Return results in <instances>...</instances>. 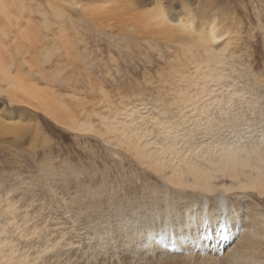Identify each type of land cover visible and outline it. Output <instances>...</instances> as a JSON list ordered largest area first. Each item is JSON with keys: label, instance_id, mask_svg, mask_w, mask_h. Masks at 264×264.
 I'll return each instance as SVG.
<instances>
[{"label": "rangeland", "instance_id": "1", "mask_svg": "<svg viewBox=\"0 0 264 264\" xmlns=\"http://www.w3.org/2000/svg\"><path fill=\"white\" fill-rule=\"evenodd\" d=\"M2 1H12L31 8L33 22L38 27L44 14L47 26H41V33L46 34L48 45L56 33V36H64V41L57 45L59 52L50 57L51 60L47 56L43 64L32 62L36 54L28 44L24 45L23 51H27L25 55L19 52L21 56L14 57L19 63L21 59L28 61L21 71L28 74L38 88L53 90L57 101L69 107V116L75 124L89 122L95 128L94 132L70 131L33 107L12 105L6 98L0 97V121L22 126L17 134L0 133V227L5 222L8 233L0 237H11L9 231H12V226L9 223L13 219L19 221L26 205H31V208L26 209L28 215L29 212H34V215L38 213L42 218L39 216L36 220L43 219L48 228L57 231L63 227L67 234L71 231V235H68L74 242L80 240L79 244L68 248L62 259L70 258L72 254L86 259L85 252L88 251V254L93 251L96 254L105 245L98 234L90 236L88 228L81 230L79 221L103 218L110 220V226L115 228V216L118 213L138 211L155 203L161 205L159 201L154 203L150 199V189L166 187L156 182L155 176L143 167H138L129 154L108 141L104 120L117 118L122 121L125 113L139 104L134 112L131 111L136 116L178 115L174 106L166 108L165 105L171 103L173 97L178 98L177 94L185 87L183 82H188L181 76L193 74L194 65H188L186 57L190 60L191 56L185 53L183 44L153 32L155 28L133 22L129 16H120L118 10L110 12L111 4L100 9L110 12L107 15L100 12L99 15L91 16L87 11L101 5L100 1ZM138 1L146 8L160 5L173 26L179 25L181 20V23L189 22L195 31L208 27L217 33L214 49L224 50L221 58L224 78L218 85H221L224 96L227 86H233L238 92L233 99L234 107L227 116L222 117V120H227L224 125L228 127L224 129V135H245L247 138L252 133L254 136L260 135V130L251 131L249 135L250 130L245 127L254 123L264 124V0ZM54 8L65 18L63 27L59 25V29L53 24ZM13 31L14 28L10 29V35L3 40L7 47H12L15 37ZM37 48L38 51L41 49L39 46ZM201 59L202 56H195L192 61L197 63ZM62 68L59 75L53 76L55 69ZM16 70L14 67L13 73ZM40 75L46 79L41 80ZM191 82L192 79L188 83ZM217 88L220 90V86ZM236 113L239 118L231 123ZM237 194L239 196L231 200L256 204L252 198L240 192ZM142 198L144 202L141 206ZM260 200L263 201L259 204L260 210L264 211V198ZM12 204L16 211L14 215L11 208L7 210V206ZM18 213L21 214L18 216ZM73 220L76 222L73 223ZM102 222L94 225L97 228H110ZM14 234L13 237L17 238V233ZM237 238L238 235L230 243H234ZM35 242L33 239L27 243ZM113 248L110 252L115 256L110 260L116 261L122 256L121 249ZM110 252L104 255L100 252L98 260L109 259L112 255ZM53 254L59 255V249H53L48 256Z\"/></svg>", "mask_w": 264, "mask_h": 264}, {"label": "bare ground", "instance_id": "2", "mask_svg": "<svg viewBox=\"0 0 264 264\" xmlns=\"http://www.w3.org/2000/svg\"><path fill=\"white\" fill-rule=\"evenodd\" d=\"M98 1L101 5L87 11L91 16L100 12L107 15L108 11L100 9L111 4L110 12L118 10L120 16H129L133 22L155 28L153 32L183 44L185 53L191 56L190 60L186 57L188 65H194L193 74L181 76L193 82H183L185 87H179L178 98L173 97L172 102L165 105L166 108L174 106L178 115L137 117L132 112L139 104L133 106L130 113H125L124 120L112 118L103 122L108 141L129 154L138 167L155 176L156 182L166 186L158 189L150 187V199L154 203L159 201L161 205L155 203L138 211L118 213L115 228L110 226V220L103 218L79 221L81 230L88 228L90 236L98 234L105 245L96 254L93 251L85 252L86 259L73 254L68 259H62L68 248L79 244L80 240L74 242L72 237L69 238L71 231H68V235L63 227L57 231L48 228L46 221L36 220L41 217L37 212L35 215L34 212L27 214L26 209L31 205H26L19 221L13 219L9 223L12 226V231H9L11 237H0V264H264V211L259 206L263 202L260 198H264V124L246 123L249 135L251 131L260 130L258 136L253 133L250 138L242 134L232 137L224 135L223 131L228 127L224 125L227 120H222V117L227 116L234 107L233 99L238 92L233 86V89L227 86L230 88L226 87L224 96L221 85H218L224 78L221 70L224 50L214 49L217 33L208 27L195 31L189 22L181 23V20L179 25L173 26L160 5L146 8L138 0ZM11 2L0 0V97L6 98L12 105L33 107L70 131L94 132L95 127L89 122L75 124L69 116V107L57 101L53 90L38 88L28 74L21 71L28 61L21 59L19 63L15 57L25 55L27 51H23L24 45L28 44L35 51L32 62L43 64L47 56L51 60L50 57L59 52L57 45L64 41V36H56V33L48 45L46 34L41 33V26H47L44 14L38 27L33 22L31 8ZM52 15L55 17L53 24L58 29L59 25L63 27V14L54 8ZM12 28L15 39H12V47H7L3 40L8 38ZM38 46L41 48L39 51ZM49 52L52 55H48ZM195 56H202V59L195 63L192 61ZM14 67L17 70L13 73ZM61 70L63 68L55 69L53 76L59 75ZM40 79L45 80L46 77ZM217 86H220V90ZM8 116L10 118V114ZM237 116L236 113L231 123L236 122ZM20 126L0 121V133L17 134ZM29 134L32 133L29 131ZM237 134L240 135L239 132ZM238 192L252 198L256 204L231 200L239 196ZM140 201L142 206L143 198ZM14 207L13 204L9 205L7 210L11 208L13 214ZM102 220L110 228H97L94 225ZM5 226L7 228L4 222L0 227V236L8 234ZM241 229L243 231L239 234ZM14 233H17V238L13 237ZM237 235V240L230 243ZM33 239L35 243H27ZM231 244L233 246L230 248ZM113 247L121 249L122 256L116 261L110 260L115 256L110 252L114 250ZM53 249H59V255L49 257L48 253ZM100 252L103 255L110 252L112 255L109 259L98 260Z\"/></svg>", "mask_w": 264, "mask_h": 264}]
</instances>
